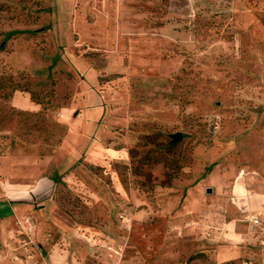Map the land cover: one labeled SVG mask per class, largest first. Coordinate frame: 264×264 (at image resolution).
I'll return each instance as SVG.
<instances>
[{
    "label": "rangeland",
    "instance_id": "obj_1",
    "mask_svg": "<svg viewBox=\"0 0 264 264\" xmlns=\"http://www.w3.org/2000/svg\"><path fill=\"white\" fill-rule=\"evenodd\" d=\"M263 184L264 0H0V264H264Z\"/></svg>",
    "mask_w": 264,
    "mask_h": 264
},
{
    "label": "crops",
    "instance_id": "obj_2",
    "mask_svg": "<svg viewBox=\"0 0 264 264\" xmlns=\"http://www.w3.org/2000/svg\"><path fill=\"white\" fill-rule=\"evenodd\" d=\"M52 186V185H50ZM262 188L264 189V184L262 186ZM51 189V191H49L48 189L46 190L47 192H51L53 191V188H49ZM234 224L233 222L230 223H225V227H229L231 229L234 228ZM237 226V225H236ZM241 236L240 240H238V238ZM244 235H240L239 233L236 232V230L233 232V237L235 239L234 242H224V244H219L216 246V257L223 262L226 261H230L232 259H238L240 257H242L245 251V247L242 246V244L244 243V239H243ZM230 241V240H229ZM241 241V242H239ZM220 262V263H223Z\"/></svg>",
    "mask_w": 264,
    "mask_h": 264
},
{
    "label": "built area",
    "instance_id": "obj_3",
    "mask_svg": "<svg viewBox=\"0 0 264 264\" xmlns=\"http://www.w3.org/2000/svg\"><path fill=\"white\" fill-rule=\"evenodd\" d=\"M247 218H249V217H247ZM251 222H253L255 225H258L260 223L259 220L254 218V217L251 218Z\"/></svg>",
    "mask_w": 264,
    "mask_h": 264
},
{
    "label": "water",
    "instance_id": "obj_4",
    "mask_svg": "<svg viewBox=\"0 0 264 264\" xmlns=\"http://www.w3.org/2000/svg\"><path fill=\"white\" fill-rule=\"evenodd\" d=\"M175 139H177V140L182 139V135H177V136L175 137Z\"/></svg>",
    "mask_w": 264,
    "mask_h": 264
}]
</instances>
